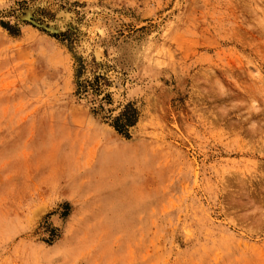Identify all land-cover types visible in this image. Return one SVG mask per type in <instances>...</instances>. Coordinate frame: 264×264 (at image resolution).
<instances>
[{
    "label": "rangeland",
    "instance_id": "obj_1",
    "mask_svg": "<svg viewBox=\"0 0 264 264\" xmlns=\"http://www.w3.org/2000/svg\"><path fill=\"white\" fill-rule=\"evenodd\" d=\"M0 264H264V0H0Z\"/></svg>",
    "mask_w": 264,
    "mask_h": 264
},
{
    "label": "trees",
    "instance_id": "obj_2",
    "mask_svg": "<svg viewBox=\"0 0 264 264\" xmlns=\"http://www.w3.org/2000/svg\"><path fill=\"white\" fill-rule=\"evenodd\" d=\"M134 121V113L131 112L128 116H125V113L122 117L118 118L113 124V128L119 134L123 135L125 133V126H131Z\"/></svg>",
    "mask_w": 264,
    "mask_h": 264
}]
</instances>
